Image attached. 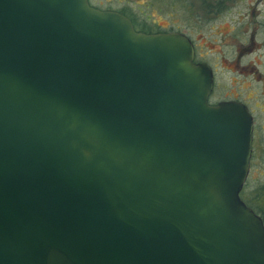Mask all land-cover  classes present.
Returning a JSON list of instances; mask_svg holds the SVG:
<instances>
[{
	"label": "water",
	"instance_id": "1",
	"mask_svg": "<svg viewBox=\"0 0 264 264\" xmlns=\"http://www.w3.org/2000/svg\"><path fill=\"white\" fill-rule=\"evenodd\" d=\"M193 55L88 0H0V264H264L251 115Z\"/></svg>",
	"mask_w": 264,
	"mask_h": 264
},
{
	"label": "rangeland",
	"instance_id": "2",
	"mask_svg": "<svg viewBox=\"0 0 264 264\" xmlns=\"http://www.w3.org/2000/svg\"><path fill=\"white\" fill-rule=\"evenodd\" d=\"M88 2L99 9L123 11L134 19L136 28L144 23L152 31L184 33L191 39L196 56L215 70L216 93L247 101L264 127V0H225L222 7L218 4L219 10L216 0H205L210 7L201 5V0ZM257 137L247 178L249 190L264 184V128Z\"/></svg>",
	"mask_w": 264,
	"mask_h": 264
},
{
	"label": "flooded vegetation",
	"instance_id": "3",
	"mask_svg": "<svg viewBox=\"0 0 264 264\" xmlns=\"http://www.w3.org/2000/svg\"><path fill=\"white\" fill-rule=\"evenodd\" d=\"M221 3V5L223 3H225V0H220L218 1L217 0V3ZM216 3V4H217ZM108 10V9H107ZM119 12V11H118ZM141 31V30H140ZM153 32H159V31H153ZM190 39V38H189ZM191 40V39H190ZM192 42V41H191ZM193 45V43H192ZM193 51H194V55H193V62H201V63H204L206 64L207 66H209V68L211 69V73H212V87H211V91L207 97V103L210 104V105H214L216 104L217 102L219 101H227V100H234V101H238V102H241L242 104H244L249 112V114L251 115V119H252V130H251V143H250V147H251V151H250V157H249V169H248V174H247V177H246V180L248 178V175H249V172L251 170V165H252V159L253 157L255 156L256 154V148H257V134L259 133V130L260 129H263L264 127H262L260 125V123L257 122L256 120V116H255V113H254V110L248 105L247 101H245L244 99H240L239 96H236V95H232L230 96L229 94L226 96V95H218L216 93V74H215V70L213 69V67L207 63L206 61L202 60V59H199L197 56H196V53H195V50H194V47H193ZM245 180V181H246ZM245 183V182H244ZM244 185V184H243ZM243 187V186H242ZM240 195V193H239Z\"/></svg>",
	"mask_w": 264,
	"mask_h": 264
},
{
	"label": "trees",
	"instance_id": "4",
	"mask_svg": "<svg viewBox=\"0 0 264 264\" xmlns=\"http://www.w3.org/2000/svg\"><path fill=\"white\" fill-rule=\"evenodd\" d=\"M218 1H220V0H218ZM216 3H217V0H216ZM218 4H220V6H221V3L218 2L216 4L215 8H217L219 10L222 6L219 7ZM201 5H206V7L211 6L210 3L205 4V0H201ZM119 12L128 16V18L130 19V21L133 24L134 29L141 30L143 32H153L152 30L145 27L144 23L141 24V27L136 28L134 25L135 24L134 19H132L129 15H127L126 13H124L121 10H119ZM247 182H248V180L245 181V183H244V185L240 191V197L245 202L246 205L251 207L253 209V211L261 217L262 222L264 224V184H260L259 186L253 188L252 190H249V189H247ZM246 189H247V191H246ZM244 193L245 194L248 193L247 197H242V194H244Z\"/></svg>",
	"mask_w": 264,
	"mask_h": 264
}]
</instances>
